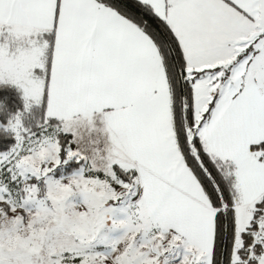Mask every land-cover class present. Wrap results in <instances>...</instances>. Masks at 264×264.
I'll return each mask as SVG.
<instances>
[{
  "label": "snow or ice",
  "instance_id": "1",
  "mask_svg": "<svg viewBox=\"0 0 264 264\" xmlns=\"http://www.w3.org/2000/svg\"><path fill=\"white\" fill-rule=\"evenodd\" d=\"M0 85V264H264V0H0Z\"/></svg>",
  "mask_w": 264,
  "mask_h": 264
},
{
  "label": "trees",
  "instance_id": "2",
  "mask_svg": "<svg viewBox=\"0 0 264 264\" xmlns=\"http://www.w3.org/2000/svg\"><path fill=\"white\" fill-rule=\"evenodd\" d=\"M23 108L21 92L13 85H0V121L6 122L7 116ZM42 109H34L25 117V124H34ZM70 170V167L67 169ZM60 173V172H58Z\"/></svg>",
  "mask_w": 264,
  "mask_h": 264
},
{
  "label": "rangeland",
  "instance_id": "3",
  "mask_svg": "<svg viewBox=\"0 0 264 264\" xmlns=\"http://www.w3.org/2000/svg\"><path fill=\"white\" fill-rule=\"evenodd\" d=\"M66 171H68L67 169H66ZM58 172H60L59 170H57V175L59 176L61 173H58Z\"/></svg>",
  "mask_w": 264,
  "mask_h": 264
}]
</instances>
